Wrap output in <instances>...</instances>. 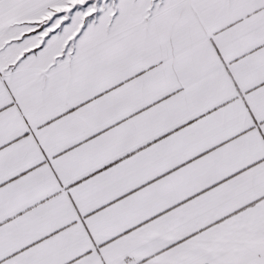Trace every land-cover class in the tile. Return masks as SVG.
<instances>
[{"label": "snow or ice", "instance_id": "obj_1", "mask_svg": "<svg viewBox=\"0 0 264 264\" xmlns=\"http://www.w3.org/2000/svg\"><path fill=\"white\" fill-rule=\"evenodd\" d=\"M0 264H264V0H0Z\"/></svg>", "mask_w": 264, "mask_h": 264}]
</instances>
